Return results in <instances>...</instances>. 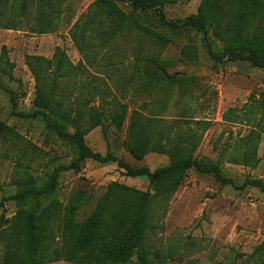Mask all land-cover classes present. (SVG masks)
<instances>
[{
  "label": "rangeland",
  "instance_id": "obj_1",
  "mask_svg": "<svg viewBox=\"0 0 264 264\" xmlns=\"http://www.w3.org/2000/svg\"><path fill=\"white\" fill-rule=\"evenodd\" d=\"M96 1L44 0L40 5L39 0H30L23 13L19 0L0 6V58L12 66L11 78L0 73V85L13 93L16 113H31L34 81L25 66V57L51 59L55 49L60 48L73 65H81L77 91L84 94L85 86L108 91L107 101L116 99L127 111L120 130L109 128L105 138L101 128L87 134L85 143L91 151L110 153L133 168L155 171L167 166L166 155L149 153L136 161L124 149L132 112L145 121L159 120V130L172 137L177 135L178 143L193 140L194 158L205 167L218 166L221 176L232 180L233 186L215 182L210 174L189 171L168 202L153 203L147 240L150 259L153 264H240L237 254L249 255L264 241V194L250 187L236 189L247 179L264 185V111L254 103L264 91V71L246 62L215 65L207 46L219 52L221 39L211 29L207 39L192 32L171 40L159 55L160 64L174 83L160 85L148 94L140 93L139 58L148 56L149 46L143 42L142 54H134L131 48L137 51L138 38L124 36V40L112 43L109 54H103L98 42L82 28L87 22L84 16ZM113 1L123 13H130L127 2ZM202 1L172 0L163 10L165 20L178 22L196 15ZM38 8L45 12L44 17ZM207 14L224 36L264 38L261 6L253 8L246 0H211ZM148 21L153 28L157 25L155 18L142 16L145 26H149ZM187 45L196 48L194 63L182 57ZM98 100L93 96L95 105ZM11 112L10 96L0 89V123L14 133L12 139L0 142V201L15 195L14 180L23 172L20 166L31 176L41 178L53 168L68 166L75 158L67 144L48 132L40 120H22ZM111 183L142 192L148 189L147 181L127 178L115 163L101 165L87 160L80 172L61 173L52 197L57 210L48 203L45 207L50 215L78 200L75 220L83 222ZM3 203L0 259L10 247V220L16 213L13 202ZM57 227L62 229L52 221L49 229L56 244ZM50 264L69 263L60 260Z\"/></svg>",
  "mask_w": 264,
  "mask_h": 264
},
{
  "label": "trees",
  "instance_id": "obj_2",
  "mask_svg": "<svg viewBox=\"0 0 264 264\" xmlns=\"http://www.w3.org/2000/svg\"><path fill=\"white\" fill-rule=\"evenodd\" d=\"M19 1L23 13L30 0ZM43 1L39 0L40 5ZM123 1L131 7L128 14L118 9L113 0L96 1L84 16L87 22L82 28L89 32L88 37L98 42L103 54H109L112 43L124 40V36L138 38L137 51L131 48L134 54H142L143 42L149 46L148 51L152 55L139 58L142 66L140 93L148 94L160 85L174 83L160 64L159 55L171 40L192 32L200 33L207 39L211 29L221 39V51L215 52L211 46H207L208 56L215 65H222L225 61L246 62L264 71V38L224 36L216 21L208 20L207 10L211 0H203L196 15L178 22L165 20L163 10L172 0ZM246 1L253 8L261 6L264 10V0ZM10 2L0 0V6L4 7ZM38 13L42 17L45 15L41 8H38ZM142 16L155 18L157 25L153 28L148 21L149 26H145ZM82 49L84 52V47ZM196 53V48L187 45L183 48L182 57L186 62L194 63ZM9 66L1 57L0 73L11 78L12 66ZM25 66L34 81V111L29 114L16 113L13 93L0 85V89L10 96L11 115L22 120H40L48 132L67 144L75 158L68 166L53 168L41 178L31 176L20 166L23 172L14 180L15 195L0 201V209L6 201L13 202L16 208L15 216L10 220V247L0 259V264H50L60 260L69 264H153L147 240L152 228L150 217L154 202H168L191 170L210 174L215 182L223 186H233L232 180L221 176L218 166L205 167L194 158L193 140L178 143L175 140L177 135L172 137L170 133L159 130V120H142L137 112L130 115L124 149L136 161H142L149 153L166 155L167 166L155 171L146 167L133 168L110 153L101 155L91 151L85 143L87 134L101 128L105 138L109 128L120 130L127 116L126 108L116 99L107 101L108 91L86 86L83 87L84 94L77 91L76 79L82 72L81 65H73L63 49L56 48L51 59L26 56ZM93 96L99 97L97 105L92 102ZM254 103L264 111V91ZM13 136V131L0 123V142ZM87 160L101 165L115 163L127 178L147 181L148 189L142 192L118 183L109 184L83 222L75 220L78 200L49 215L45 204L57 210L52 197L61 173H78ZM247 187L264 194V185L259 180L247 179L236 189ZM52 221L62 227L61 230L57 227V244L49 230ZM49 248L50 253L47 252ZM236 259L241 261L240 264H264V241L251 254H237Z\"/></svg>",
  "mask_w": 264,
  "mask_h": 264
}]
</instances>
